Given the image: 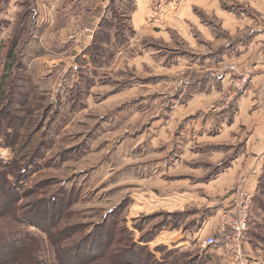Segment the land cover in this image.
I'll return each mask as SVG.
<instances>
[{
    "label": "rangeland",
    "instance_id": "rangeland-1",
    "mask_svg": "<svg viewBox=\"0 0 264 264\" xmlns=\"http://www.w3.org/2000/svg\"><path fill=\"white\" fill-rule=\"evenodd\" d=\"M81 1L0 0V109L8 101L7 109L16 111L10 115L18 119L17 124L9 121L13 128L0 127V164L12 166L14 176H20L18 201L1 213L0 233L26 237L36 249L32 259L25 255L6 264H71L82 241L102 231L99 225L113 231L114 241L107 255L85 264H117L113 257L124 248L125 257L120 259L126 263L132 258L127 247L131 240L139 243L163 229L164 217L156 210L158 177L162 175L170 186L189 176L182 169L165 174V169L176 163L202 167L193 175L199 177L195 181L205 182L220 171H241L252 163L242 146L248 135L244 127L226 139L216 128L221 123L218 112L222 106L232 111L235 105L228 97L236 98L240 92L234 95L231 87L229 94L214 101L190 100L198 92L221 91L220 85L205 83L211 63L203 64L198 56L227 36L220 19L195 10L217 36L209 42L190 21L184 24L187 37L173 35L170 24L165 38L135 35L123 30L122 11L108 14L96 36H81L75 27L89 18V11L77 18ZM223 5L229 10L234 6L229 0ZM238 6L250 20L254 18L252 7ZM123 10L127 13V8ZM252 25L264 28L261 12ZM173 43L181 53L174 52ZM260 96L264 104L262 92ZM196 104H202L201 112L185 117ZM212 114H217L214 124ZM205 121L212 125L208 130L199 127ZM8 172L7 179L14 184L15 177ZM233 178L229 195L235 196L228 206L245 189ZM262 198L257 203L264 207ZM254 202L252 195L248 229ZM34 208L38 214L30 216L38 223L42 210L51 215L42 230L24 224L30 219L26 213ZM13 210L15 215L6 213ZM180 219H166L165 227L173 228Z\"/></svg>",
    "mask_w": 264,
    "mask_h": 264
},
{
    "label": "crops",
    "instance_id": "crops-1",
    "mask_svg": "<svg viewBox=\"0 0 264 264\" xmlns=\"http://www.w3.org/2000/svg\"><path fill=\"white\" fill-rule=\"evenodd\" d=\"M223 1L82 0V5L76 8L78 19H80L79 16L84 15V11H89V18L84 19L85 24H79V22L78 24L81 28L89 29L88 35L90 37L96 36L99 31H102L100 29L103 27V22L108 20L107 17L110 14H115L114 12L117 11L124 12L120 15L126 18V25H124L123 30H130L134 34L147 33L151 37L165 38L167 27L170 24L173 27V35L187 37L184 24L190 21L192 26H195L205 36L207 42L214 41L217 36L204 22L205 20H199L195 10H200L205 16L209 14V16L220 19L222 32L226 33L225 38L227 39L223 38L224 40L220 44L211 45L213 48L207 52H199L198 56L202 55L203 64L205 62L211 63V66L206 68L209 74L207 73L208 79L206 78L205 83L210 84L211 81L212 85H220L221 91L211 90L208 92L207 90L205 95L198 92L190 98L191 101L195 99L214 101L221 94L225 95L229 88H233L239 77L237 74L247 70L251 71L250 79L240 94L233 99L228 97L229 101L234 102L235 108L228 111L225 109L226 106H222L218 115H211L210 121L214 124L215 115L221 118V123H216V128L222 139H226L230 133L244 127L243 130L248 135L242 146L245 149V154H250L252 163L241 171L229 169V172L220 171L214 178L205 182L195 181L199 177L193 175L198 170H202V167L189 166L186 168L183 167L184 163L181 168L176 163L173 164L176 167L171 166L168 170H164L166 174L176 173L182 169L189 176L172 181L170 186L169 181L162 175L158 177L159 189L156 210L162 212V216L167 217L168 220L170 217L166 214L178 213L182 217L180 221L175 222L176 226L171 229L165 227L166 220L164 218L163 229L152 235L146 242H135L136 245L147 250L157 264H264V256L262 255L264 253V207L257 203L259 197L262 196L264 199V193L262 192L263 195L260 194L261 187L264 189V158L262 156L264 154V104L260 96L264 89V28H254L252 25L258 13L261 12L264 15V0H229V3L236 8L233 6L231 10L225 8ZM126 2L127 5H125ZM200 5H206L210 9H204ZM238 5L252 7L255 11L254 18L250 20L249 13L243 11L244 8ZM124 8H127V13L123 10ZM247 19L249 20L247 21ZM170 32L169 30L168 33ZM192 41L196 42L193 38ZM178 43L180 44V42ZM175 45L173 43V47ZM122 46L124 48V45ZM82 49L84 50V47L79 48L80 51ZM173 50L177 54L181 53L179 47H174ZM203 54L206 55L203 56ZM158 59L159 56L155 60ZM174 62L173 64L176 66L179 59L176 58ZM227 65H234L236 72L225 70L223 73L220 72L223 69L222 66L226 67ZM165 66L171 67V65ZM198 84H202V82ZM227 93L229 94V92ZM201 105L196 104L195 108L185 117L201 112ZM209 126L212 127L209 121H205V124L199 127L208 130ZM235 159L234 161H236ZM175 161L178 162L179 160ZM185 165L187 166V164ZM235 176L238 178L240 186L243 185L245 188L243 191H248V194L255 197L254 214L249 229L236 251L223 244L202 249L199 242L216 233L220 212L228 207L230 200L235 196L233 193L229 195L230 185L236 181L233 178ZM172 186H176V188L173 189ZM212 196L213 198H211ZM198 216L199 218H197Z\"/></svg>",
    "mask_w": 264,
    "mask_h": 264
},
{
    "label": "trees",
    "instance_id": "trees-1",
    "mask_svg": "<svg viewBox=\"0 0 264 264\" xmlns=\"http://www.w3.org/2000/svg\"><path fill=\"white\" fill-rule=\"evenodd\" d=\"M1 98V97H0ZM8 101L6 102V104L0 109V127L1 125H4V128H13L12 126L9 125V121L12 120V124H14L16 122H18L17 116L16 115H10L9 112H12L11 110L7 109L8 106ZM12 113H16V111H13ZM10 117V118H8ZM6 122V124H5ZM9 134H6V137H8ZM6 143V142H5ZM6 146L8 145L7 143L5 144ZM0 215L1 213H4V210H6V208L13 202H16L17 197H18V193L16 191V186L18 185V183L20 182V176L17 175L16 177L14 176V174L12 173V166L10 167H5L3 165L0 164ZM9 171V172H8ZM10 173V175L13 176L14 178V184L10 183L9 180L7 179L6 174ZM7 188L6 192L4 191ZM3 189V190H2ZM7 193V195H6ZM18 201V200H17ZM35 212L28 211V213H26L27 215L25 216V214L23 216L30 218V219H25L26 222H24V224L27 225H33L36 226L38 228H40L41 230L44 229V227L46 225L49 224L50 221H52L51 215H49V211L48 210H42V223H38V221L35 218H31L30 215H35L36 213V208H34ZM45 209V208H44ZM15 210L11 211V212H6L7 214H9V216L15 215ZM110 214L112 213L109 212ZM38 214V213H36ZM170 217V219H176V218H181L182 215L181 214H166ZM165 220L167 219V217H165ZM24 219V218H23ZM164 224H160V227H164ZM174 227L176 226V223H173ZM99 230H102L100 232H92L89 237V241H87V239L83 240L82 242H84L83 244L79 245L80 247L78 248V252L76 253V256H72L71 260V264H85L88 263L90 261H92L93 259L96 258H100L103 257L105 254L107 255L108 253V249L109 247L112 245V242L114 241V233L112 230H109L108 232L102 229V225H99ZM111 227H113V223L111 225ZM105 228V227H104ZM153 235V234H152ZM148 236L147 238H140V242H146L148 239H150V237L152 236ZM88 237V236H87ZM86 237V238H87ZM116 241V240H115ZM118 241V240H117ZM116 241V243H117ZM33 243L29 242L28 238L26 237H18L17 234H12V233H0V264H6L9 263L11 260H17V259H21L23 256V258H29L32 259L33 258V251H35L36 249H34L33 247ZM130 247L132 249V258L131 260H126V263L124 261H122L120 258L124 259V251L126 252V249H122L120 252L118 251L119 254H116L113 257V261H115V263H121V264H157V262L154 260V258L147 252V250H145L143 247L136 245L134 242H132L131 240V245L127 246ZM138 251H142L141 254ZM137 254L139 256H137ZM84 256V258H88V259H82L81 257ZM120 261V262H119ZM32 262V261H29Z\"/></svg>",
    "mask_w": 264,
    "mask_h": 264
},
{
    "label": "built area",
    "instance_id": "built-area-1",
    "mask_svg": "<svg viewBox=\"0 0 264 264\" xmlns=\"http://www.w3.org/2000/svg\"><path fill=\"white\" fill-rule=\"evenodd\" d=\"M75 29L80 34L90 33L89 29L81 28L80 25H76ZM225 70L236 72L234 65H227ZM238 75L239 77L233 85L234 95L241 92L245 84H247L250 79L251 71L247 70ZM262 94L264 95V89L262 90ZM251 204L252 195L241 191L234 204L226 207L220 212L216 233L213 236L201 240L199 242L200 248L204 249L223 244L226 247H230L231 250H238L245 233L248 231Z\"/></svg>",
    "mask_w": 264,
    "mask_h": 264
}]
</instances>
